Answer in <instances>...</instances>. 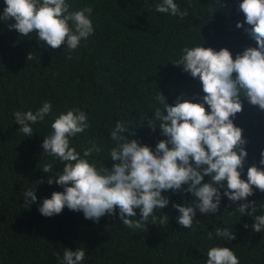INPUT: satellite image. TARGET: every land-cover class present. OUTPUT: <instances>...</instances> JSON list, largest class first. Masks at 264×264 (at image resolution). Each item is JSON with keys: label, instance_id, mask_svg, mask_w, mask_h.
<instances>
[{"label": "trees", "instance_id": "1", "mask_svg": "<svg viewBox=\"0 0 264 264\" xmlns=\"http://www.w3.org/2000/svg\"><path fill=\"white\" fill-rule=\"evenodd\" d=\"M66 2L70 11L94 9V34L71 51L66 45L51 49L35 32L24 37L11 29L16 21L2 18L7 5L0 0V264H62L65 248L85 249L82 264H206L207 251L214 246L231 248L239 264H264V232L252 228L255 216L264 214V192L254 186V195L247 201L233 203L224 196L216 213L205 215L197 209L191 229L178 223L181 214L174 207L194 206L196 198L186 191L164 192L169 205L154 210L155 219L150 216L142 229L124 226L118 208L115 216L106 214L99 222L67 207L52 217L41 214L40 203L64 190L47 181L57 179L65 163L42 148L61 113L79 108L87 114L90 127L72 138L71 146L83 154L95 144L100 151L89 159L111 169L110 150L115 142L110 132L118 121L134 133H126L129 139L155 151L158 142L167 139L159 128L148 126L157 108L164 111L156 97L162 93L171 106L179 97L203 102L201 81L174 64L185 47L227 48L233 59L257 47L245 31L251 26L239 7L243 0H174L181 11H188L183 19L156 12L162 0ZM238 23L244 27L237 28ZM45 101L51 102L52 112L31 125L34 134L26 137L19 132L14 113H35ZM242 103L243 110L233 120L247 141V164L241 177L247 180L249 167L264 168L259 164L264 152V110L246 97ZM153 123L158 127L160 122ZM45 166L50 169L47 173ZM209 181L206 176L203 183ZM29 189H36L37 202L27 205L23 194ZM248 201L256 202L257 211L241 216L236 209ZM136 212L140 218V210ZM164 214L169 218L162 224ZM217 227H227L235 239L216 237Z\"/></svg>", "mask_w": 264, "mask_h": 264}, {"label": "clouds", "instance_id": "2", "mask_svg": "<svg viewBox=\"0 0 264 264\" xmlns=\"http://www.w3.org/2000/svg\"><path fill=\"white\" fill-rule=\"evenodd\" d=\"M5 3L2 18L16 21L9 27L24 37L37 33L38 40L51 49L66 45L69 51L76 50L82 40L95 32L91 18L94 9L90 6L70 11L66 0H5ZM239 7L246 17L245 22L251 26L245 31L256 41L257 47L247 48L235 59L227 48L216 51L194 46L182 50L181 58L174 64L198 78L205 95L202 103L179 97L175 106L169 105L162 93L156 97L164 111L157 108L148 126L153 130L159 128L167 139L159 141L155 151L129 139L134 133L124 122L118 121L110 132L115 142L110 150L113 166L111 169L97 166L89 159L92 153L100 151L95 144L83 154L71 146L72 138L90 127L87 114L72 108L54 120L42 148L44 153L65 163L58 178L47 181L64 190L53 192L51 198L40 203L42 215L52 217L67 207L82 211L86 219L99 222L106 214L115 216L118 208L124 226L142 229L150 216L155 219L154 210L169 205L164 192L186 191L196 198L194 206L176 204L174 207L181 214L178 223L191 229L197 209L201 214H213L219 211L224 196L236 203L254 195L253 186L264 192V168L252 165L247 170V180L241 178L247 164L248 152L244 147L247 141L243 138V129L233 120L243 110L242 97L264 110V0H243ZM155 11L181 19L188 15L187 9L181 11L174 0H162L156 4ZM236 27L243 28L244 24L238 23ZM51 112L52 104L48 101L35 113L31 110L15 112L16 123L21 126L19 132L32 136L31 125L44 121ZM153 120L160 122L158 127ZM259 164L264 165V152ZM49 170L47 166L43 168L44 173ZM206 176L210 181L203 183ZM23 195L25 204L37 202L36 189H29ZM249 207L251 212H246ZM136 209L140 210V218H136ZM256 211L255 201L242 203L236 209L241 216H252ZM168 218L164 214L160 223L168 222ZM252 228L255 232H264V214L255 216ZM214 233L226 241L235 239V233L227 227H217ZM212 236L213 232H209V239ZM85 255L83 248L76 251L65 248L62 264H82ZM206 264H239V259L231 248L214 246L207 251Z\"/></svg>", "mask_w": 264, "mask_h": 264}]
</instances>
